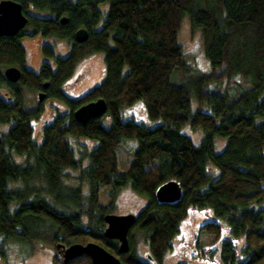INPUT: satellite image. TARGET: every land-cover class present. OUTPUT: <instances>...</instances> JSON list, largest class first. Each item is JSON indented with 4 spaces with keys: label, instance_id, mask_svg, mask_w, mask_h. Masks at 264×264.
<instances>
[{
    "label": "trees",
    "instance_id": "trees-1",
    "mask_svg": "<svg viewBox=\"0 0 264 264\" xmlns=\"http://www.w3.org/2000/svg\"><path fill=\"white\" fill-rule=\"evenodd\" d=\"M13 1L21 5L24 28L32 34L22 29L0 37V125H7L0 132V254L19 248L23 260L50 248L53 263L63 264L57 244L94 242L123 264H149L134 254L132 232L138 230L147 239L150 259L161 264L192 208L210 212L200 230L220 240L222 264H264V0ZM184 15L200 30L207 72L185 67L186 54L177 42ZM79 29L88 35L83 43L75 41ZM36 35L67 41L69 53L62 57L41 45L39 70L26 69L21 38ZM97 52H103L101 82L78 98L65 95L64 83L77 64ZM7 67L20 71L18 82L4 78ZM179 70L189 73L187 81L171 84L170 76ZM233 85L238 90L232 96ZM20 87L66 107L42 126L39 141L33 124L42 108L25 109ZM99 98L106 103L104 115L83 125L73 118L75 109ZM137 102L153 126L125 118L124 111ZM186 125L203 132L197 146L181 132ZM81 138L96 145L78 143ZM216 138L225 140L219 152ZM126 139L137 145L128 169L120 172L116 153ZM66 170L79 171V180L88 185L86 197L79 186L63 184ZM168 181L178 183L181 197L160 203L155 191ZM127 185L146 203L134 214L129 251L119 254L117 241L102 235L103 217ZM100 187L112 189L109 206L98 203ZM66 264L91 261L80 255Z\"/></svg>",
    "mask_w": 264,
    "mask_h": 264
},
{
    "label": "rangeland",
    "instance_id": "rangeland-1",
    "mask_svg": "<svg viewBox=\"0 0 264 264\" xmlns=\"http://www.w3.org/2000/svg\"><path fill=\"white\" fill-rule=\"evenodd\" d=\"M32 14L43 15V13H36L28 11ZM24 32L32 34L31 28H23ZM177 42L182 47L186 54L185 67L189 72L209 71V62L204 56L200 43V30L193 28L189 22L187 15H184L179 23V30L177 32ZM21 44L25 50V68L37 72L44 60L41 53V45H49L55 53L64 57L69 53V44L63 39H56L54 37L43 38L40 35L25 36L21 38ZM109 46L112 41L109 40ZM4 71V70H3ZM189 73L182 71L174 72L169 81L174 85H182L187 81ZM104 76V61L103 52L92 53L81 60L72 76L64 83L63 91L65 95L71 98H78L89 91L92 87L98 85ZM243 83L242 80L238 81ZM236 84V83H235ZM223 85L220 86L222 88ZM23 96V106L27 110H32L38 106L41 109L38 119L33 124L34 138L36 141L40 140L41 128L46 122L50 121L53 113H65L66 107L64 103L59 100L45 97L41 102L37 99L38 92L26 87H20ZM237 88L233 85L229 88V94L232 96L237 93ZM141 107V110L139 108ZM193 106V102H192ZM137 115L135 116V114ZM130 115L146 126H153L141 105L140 102L135 103L129 109L124 111L125 118ZM105 125H108L107 118L103 119ZM7 129V125H0V132ZM181 132L187 135L193 145L197 146L203 136L200 129H191L189 126L181 127ZM78 143L94 146L96 141L81 138ZM73 147L77 145L72 142ZM225 140L216 138L214 141V150L219 152L224 147ZM137 145L136 140H124L117 150V167L120 172L128 169L132 161V153ZM264 155V151H263ZM77 154H75V157ZM23 157L15 156L16 162L24 164ZM87 161H82V167L86 166ZM78 170H66L63 174V184L67 187H80L83 196H87L88 185L86 182H81L78 178ZM13 185V184H12ZM20 185V184H19ZM112 189L110 187H100L98 191V203L102 206H109ZM146 203V198L142 195L132 191L130 186H124L118 190L113 199V207L111 213L115 215L135 214L140 211L142 206ZM210 212L207 209H192L187 210L185 218L179 224V234L171 242V247L167 250L163 257L161 264H178L183 262L185 264H222L220 261V240L214 236L208 235L200 230V226L209 221ZM224 226L222 225V230ZM132 245L134 254L141 262H149L150 256L148 251V242L143 232L134 230L132 232ZM223 236L226 232H223ZM4 255L0 254V264H54L52 249L41 248L35 250L32 254L21 260V253L19 248L7 247L3 249ZM20 255V256H19ZM19 256V257H18ZM150 264H154L151 261Z\"/></svg>",
    "mask_w": 264,
    "mask_h": 264
},
{
    "label": "water",
    "instance_id": "water-1",
    "mask_svg": "<svg viewBox=\"0 0 264 264\" xmlns=\"http://www.w3.org/2000/svg\"><path fill=\"white\" fill-rule=\"evenodd\" d=\"M66 18H61L63 24ZM27 23L26 14L23 12L20 4L13 0L0 1V37L12 36L21 31ZM75 41L83 43L87 40V32L79 29L75 32ZM4 78L10 83L18 82L20 71L15 67H7L3 71ZM47 87V83L43 84V89ZM45 98L43 92H38L37 99L41 102ZM106 112V103L103 99H97L79 106L73 112V118L80 124H85L91 118H100ZM181 197V187L176 181H168L160 185L155 191V198L160 203H174ZM105 228L103 237L108 240H115L118 243L117 251L119 254H125L129 251L128 234L135 222L134 214L115 215L106 214L103 217ZM62 249V263L66 264L71 259L85 255L91 264H123L121 261L106 251L100 245L94 242L85 244L73 243L69 246L57 244L56 249Z\"/></svg>",
    "mask_w": 264,
    "mask_h": 264
},
{
    "label": "flooded vegetation",
    "instance_id": "flooded-vegetation-1",
    "mask_svg": "<svg viewBox=\"0 0 264 264\" xmlns=\"http://www.w3.org/2000/svg\"><path fill=\"white\" fill-rule=\"evenodd\" d=\"M58 251H57V254H59V257H60V255L62 254L61 252H62V249L61 248H59V249H57ZM52 254H53V252H52ZM151 259H150V261L149 262H143V263H151ZM153 262V261H152Z\"/></svg>",
    "mask_w": 264,
    "mask_h": 264
}]
</instances>
